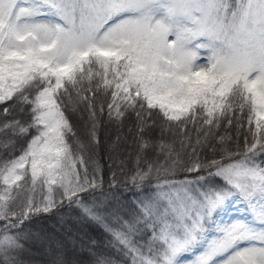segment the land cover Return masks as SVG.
Listing matches in <instances>:
<instances>
[{"label":"snow or ice","instance_id":"obj_1","mask_svg":"<svg viewBox=\"0 0 264 264\" xmlns=\"http://www.w3.org/2000/svg\"><path fill=\"white\" fill-rule=\"evenodd\" d=\"M129 116L122 204L94 154ZM0 136V264L65 206L90 264H264V0H0Z\"/></svg>","mask_w":264,"mask_h":264},{"label":"trees","instance_id":"obj_2","mask_svg":"<svg viewBox=\"0 0 264 264\" xmlns=\"http://www.w3.org/2000/svg\"><path fill=\"white\" fill-rule=\"evenodd\" d=\"M74 119H79V113ZM134 123V117L129 116L123 124H116L107 121L104 117L99 129V145L95 149L94 161L102 169L104 190L108 193V198L115 197L122 204H130L133 199V191L130 186L129 190L125 189L123 181L125 175L122 174L121 165H123V173L136 166L135 148L133 146V136L129 133V127ZM224 134V130H220ZM230 134L234 136L235 128L231 129ZM160 135L157 130L153 134V139ZM121 139L117 141V137ZM5 137L0 136V139ZM166 140L171 141L170 134H166ZM243 144V136L241 137V145ZM19 147V145H17ZM177 149L179 145H176ZM190 151V149L188 150ZM18 155L19 152L17 151ZM150 158L158 159L164 163V156L157 157L154 151L150 150ZM203 156L211 159V154L205 150ZM182 159L186 158L182 154ZM215 158H219L218 156ZM261 159H264L262 157ZM91 170V169H90ZM116 173L118 187L109 189L112 182V174ZM183 174L177 175V179L182 178ZM115 203V201H113ZM75 206L69 208L67 206L59 209V211L34 217L26 224L25 232L29 235L26 247L29 253H26L24 259L31 261L32 264H48L51 254L49 244L54 243L63 251V256L70 264H90L91 257L82 245L87 244L89 238L94 239L100 245L98 252H110L104 248V242L108 239L100 225L84 221L79 217L78 211L74 210ZM243 211V209H241ZM239 214V213H237ZM118 258V257H117Z\"/></svg>","mask_w":264,"mask_h":264}]
</instances>
